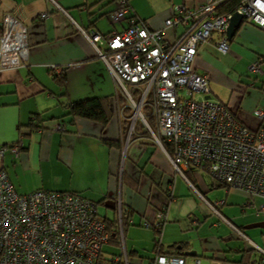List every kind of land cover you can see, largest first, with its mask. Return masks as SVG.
<instances>
[{"label":"crops","instance_id":"0c3cea01","mask_svg":"<svg viewBox=\"0 0 264 264\" xmlns=\"http://www.w3.org/2000/svg\"><path fill=\"white\" fill-rule=\"evenodd\" d=\"M54 1L66 14L51 0H0V18L6 13L14 15L27 27L29 43L27 62L19 69L5 71L0 85V145L22 141L20 154L16 157L8 152L1 164L15 189L21 194L36 190L74 192L96 203L104 202V206L121 199L124 208L132 211L129 227L156 223L157 213L166 207L167 221L159 230L165 251L176 250L189 263L200 258L205 264H246L254 258L249 245L203 200L225 201L221 208L228 215L225 217L264 246V229L261 233L245 230L264 221L254 207H246V195L217 184L208 171L192 168L185 177L198 194L175 173L165 152L145 129L133 132L132 126L125 124L123 108L113 99L116 89L112 76L77 27L101 35L123 31L128 22L112 18L117 0ZM203 2L129 0L136 16L151 30L164 29L179 6L195 7ZM43 13L49 15L46 20L41 18ZM181 33L180 28L165 30L170 40ZM229 44L225 55L214 44H204L194 68L209 77L212 98L216 86H228L232 93L220 102L255 128L259 122L251 111L264 106V65L259 75H252L249 66L264 58V30L245 21ZM60 75L66 78L65 86L54 79ZM243 75H250L247 84H243ZM247 95L250 104L245 101ZM88 98H109L112 116L106 126L82 118L72 122L66 117L69 103ZM37 116L39 127L33 128L30 123ZM113 142L118 145H111ZM256 203L262 201L256 199ZM147 232V237L141 238L138 229H130V247L141 254L139 249L145 244L150 249L147 264H151L156 234L153 229ZM257 238L262 242L257 243ZM141 262L146 264L134 259V264Z\"/></svg>","mask_w":264,"mask_h":264},{"label":"built area","instance_id":"2783aa9c","mask_svg":"<svg viewBox=\"0 0 264 264\" xmlns=\"http://www.w3.org/2000/svg\"><path fill=\"white\" fill-rule=\"evenodd\" d=\"M226 1L204 0L195 7L183 4L165 22L164 29L151 30L136 16L129 0H117L112 18L128 22L123 31L101 35L77 27L109 70L117 98L123 95L133 108L132 129L140 119L175 173L186 179L192 168L208 171L217 184L244 193L246 207H254L264 218V106L254 112L258 126L246 125L227 105L212 98L209 77L194 68L204 44H214L224 55L229 52L227 31L234 14L264 30V0H245L235 13L220 15L218 9ZM48 17V13L41 16L42 20ZM177 28L182 30L180 36L168 39L165 30ZM28 57L27 27L11 13L4 14L0 18V85L3 73L19 69ZM262 65L264 58H258L249 71L259 75ZM144 106L150 109L155 130L142 112ZM164 143L172 146L171 153ZM21 147L22 141L0 145V264H129L126 252L122 257H109L104 252L110 234L96 202L74 192L36 190L21 194L15 189L1 164L8 152L17 157ZM256 199L262 203L257 204ZM203 200L256 254L250 264H264V246L222 214L225 201ZM115 206L122 244L121 199ZM156 218V223L147 221L144 226L161 228L167 221L166 207ZM151 264L205 263L200 258L189 263L181 256L157 255Z\"/></svg>","mask_w":264,"mask_h":264},{"label":"trees","instance_id":"16d2710c","mask_svg":"<svg viewBox=\"0 0 264 264\" xmlns=\"http://www.w3.org/2000/svg\"><path fill=\"white\" fill-rule=\"evenodd\" d=\"M243 1H245V0H227L224 4H222L219 7L218 12L220 15L233 14L237 11L238 7L241 5V3ZM245 21L246 20H243V22H245ZM54 79L60 85H62V86L66 85L67 81L63 75L56 76ZM113 99L116 102H118V105L120 108H123V113L126 116L125 124L129 125L132 122L133 115H134L133 108L130 107V105L128 104V101L126 100V98L123 95H120L118 98L115 95ZM136 99L139 100V97L137 95H136ZM66 109H67L66 117H70L72 119V122H74L75 119L82 118V119H87V120H91L94 122H98V123L102 124L103 126H106L109 123L111 116H112V112H111L110 105H109V98H88V99H83V100H79V101H74V102L69 103L66 106ZM142 112H143L144 116L146 117L150 126L155 130V128H156L155 122H154V119L150 115L149 107L144 106L142 109ZM39 119L40 118L38 116L35 117L31 121L30 126L33 128L34 127L38 128L39 122H40ZM35 122H37V123L34 124ZM144 129L146 131V134L150 135V137H151V134L146 129L144 123L140 119H137V121L135 122V125H134V131L133 132H137L138 130H144ZM110 144L114 146V145H118V142H113ZM164 146L166 147L168 152H170V153L172 152V146L170 144L164 143ZM97 204H98V206H100V204L104 205V202H100ZM132 216H133L132 211H128L126 208H124V204H123L122 224H123V229H124V237L126 236L127 228L130 226V223H131L130 220H131ZM103 220L106 223L107 230L110 234L109 245H112V247H114L115 249L119 248L121 246V241H120L121 233H120V229H119V219L117 217H114V218H109V219L107 218V219H103ZM150 229H153L155 231V234H156L155 240H154V242H155V245H154L155 255L152 258V261L155 259V257L157 255L181 256L180 252H178L176 250H168V251L164 250V248L160 242V238H159L160 228H157L155 226V224H153V226H151ZM173 247L176 248L175 246H173ZM251 251L248 253H252ZM104 252L107 253L106 250H104ZM139 254L140 253H138L137 251H132V250L130 252H127L126 255H127L129 264H134V259L135 260L140 259L141 261H143L145 259L144 256H142L141 254L139 255ZM122 256H123V254H121V256H119V257H122ZM181 257H183V256H181ZM109 261L111 262V259H109ZM250 261H247L246 264H250ZM106 264H111V263H106ZM112 264H114V263H112ZM118 264H126V263L124 261H121ZM140 264H143V263L141 262Z\"/></svg>","mask_w":264,"mask_h":264},{"label":"rangeland","instance_id":"374dc122","mask_svg":"<svg viewBox=\"0 0 264 264\" xmlns=\"http://www.w3.org/2000/svg\"><path fill=\"white\" fill-rule=\"evenodd\" d=\"M252 75H254V74H252ZM249 76L250 75H247V76L246 75H243V78H244L243 79V82H244L243 84H247L245 82H247V80H249V78H248ZM253 79H251V80H253ZM251 83H253V82H251ZM212 90H213V88H212ZM231 93H232V91H231V89L228 86L221 85L220 84V85L216 86V90L214 89L213 98L216 99V100H218V101H223L224 102L227 97L229 98V95ZM249 100H250V98L247 95L246 98H245V101L250 104L251 100L250 101ZM256 109L257 108H255L254 110L251 111L252 112V115H254V112H255ZM131 123L133 125V121ZM131 123L128 125L129 127L132 126ZM183 189L186 190V184L183 187ZM233 210L237 212L238 211V207L234 205L233 206ZM221 212H222V214L224 216H228L226 214V212L223 211V209H221ZM99 214H100V216H101L102 219H107V218L109 219V218H114V217H117L119 219V209L111 210V209L106 208L103 204H100V206H99ZM229 220H231V219H229ZM130 229H138V232L141 234L140 235L141 238L147 237L146 236L147 233H148L147 231H151L152 230L150 228H146L145 226H142V228H138L136 226H131V227L127 228L126 236L124 237V239H122V244H121V246L119 248H116L115 249L114 247H112V245H109V246H107L105 248L106 252L109 254L108 255L109 257L121 256V254L125 255V252L126 251L127 252H130L131 250H133L130 247V240H131V236L129 234V230ZM247 232H249V233L250 232H259V233H261L263 231L261 229L257 228V229L249 230ZM253 234H255V233H253ZM254 240L257 243L262 242V239L261 238L260 239L257 238V239H254ZM142 245L143 246L139 250L141 251V255H143L145 257L144 262L147 264L149 262L148 260L150 258V249L145 244H142Z\"/></svg>","mask_w":264,"mask_h":264},{"label":"water","instance_id":"95a60500","mask_svg":"<svg viewBox=\"0 0 264 264\" xmlns=\"http://www.w3.org/2000/svg\"><path fill=\"white\" fill-rule=\"evenodd\" d=\"M243 20L244 19H243V17L241 15H238V14H234L233 15V17H232V19L230 21V25H229L228 31H227V35H228L230 40L235 36L236 31L242 25ZM207 98H210V97H207ZM105 206L107 208H109V209H112V210H114L116 208L115 204H113V202H111V201H110V203H106ZM254 228L264 229V221L249 225V226L245 227V230H250V229H254ZM189 254L190 255H195V253H189Z\"/></svg>","mask_w":264,"mask_h":264}]
</instances>
